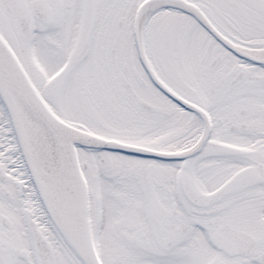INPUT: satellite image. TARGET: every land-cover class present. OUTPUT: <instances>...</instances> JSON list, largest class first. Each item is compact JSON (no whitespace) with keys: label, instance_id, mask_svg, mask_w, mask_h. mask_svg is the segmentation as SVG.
Listing matches in <instances>:
<instances>
[{"label":"snow or ice","instance_id":"snow-or-ice-1","mask_svg":"<svg viewBox=\"0 0 264 264\" xmlns=\"http://www.w3.org/2000/svg\"><path fill=\"white\" fill-rule=\"evenodd\" d=\"M0 264H264V0H0Z\"/></svg>","mask_w":264,"mask_h":264}]
</instances>
